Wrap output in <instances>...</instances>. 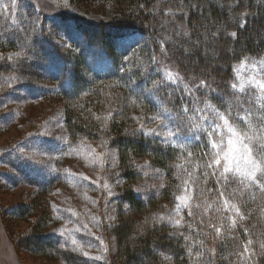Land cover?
Segmentation results:
<instances>
[{
    "label": "trees",
    "instance_id": "1",
    "mask_svg": "<svg viewBox=\"0 0 264 264\" xmlns=\"http://www.w3.org/2000/svg\"><path fill=\"white\" fill-rule=\"evenodd\" d=\"M9 1L1 2L9 5ZM100 2L105 5L103 13L111 15L96 19L99 23L87 13L49 17L33 9L34 15L49 23L48 29L34 26L26 18L18 29L14 24L9 27L10 21L3 16L0 18V54L18 51L20 35L24 37L22 41L32 40L27 43V49L39 48L35 47L36 42L45 43L49 49L43 47L41 54L38 50L35 52L40 65H57L58 69L48 80L55 85L57 97L65 101L64 125L69 139L104 142L117 154L123 185L118 195L116 220L105 227L106 235H112L117 245L113 264H264V249L260 248L264 243V193L257 188L238 195L236 199L245 219L237 217L235 228L227 224L229 226L217 239L215 230L208 226L218 224L213 211L204 214L202 209L193 207V215L189 217L184 213L189 218L180 227L153 219L161 214L160 209L165 205L175 206V196L181 193L187 173L176 165L185 163L190 172L196 162L203 165L206 159L205 137L191 130L188 121L193 107L198 104L203 107L205 101H210L223 111L228 102H232L234 117L237 113L242 115L243 108L250 107V97L242 95L240 104L235 102L230 83L234 80V66L245 57L250 61L264 58V40H259L260 33H264V0H68V5L81 10ZM10 9L7 8L5 17L10 18ZM232 32L237 34L235 38L230 35ZM56 34L70 38L71 48L60 49L54 41ZM129 34L140 36V40L127 51L119 50L112 39ZM179 47L185 54L177 52ZM206 52L209 58L204 57ZM190 55L205 65L202 70L190 68L186 61ZM207 60L222 64L225 71L208 66ZM106 61L107 64L102 65ZM23 64L26 65L25 62L18 67L11 65L13 69L9 66L7 71L25 75L24 70L19 69ZM34 64L29 62L27 72L44 71L35 69ZM167 67L178 73L182 81L176 84L164 81ZM202 80L209 85L207 90L197 87ZM162 81V87H154V82ZM133 100L136 103H132ZM157 101L176 118L167 123L178 130L186 150L165 144L162 135H145L141 130V124L147 130L150 117L159 112ZM184 106L189 109L187 114L182 111ZM109 113L110 118L105 120ZM159 126L161 129L162 125ZM182 151L183 161L180 159ZM187 152L192 156L188 157ZM143 157L166 177L160 194L150 202L143 201L135 190L141 177L134 160ZM203 171L201 167L195 173L199 177L192 186L195 203L204 199L211 202L217 197L216 177L209 175L205 182ZM51 186L39 192L36 202L20 207L19 220L35 221L28 235L21 239V246L31 250L32 243L36 242L35 255L64 264H106L89 259L59 239L53 241V236L46 233L51 224L60 223L53 219L47 199ZM236 187V182L230 180L225 194ZM79 239H91L95 243L87 234L82 233ZM249 239L253 241L249 249L255 254L250 258L247 254L239 256L243 251L242 243L246 244ZM197 252L201 253L200 259L196 257ZM164 256H171L172 260L166 261Z\"/></svg>",
    "mask_w": 264,
    "mask_h": 264
},
{
    "label": "rangeland",
    "instance_id": "2",
    "mask_svg": "<svg viewBox=\"0 0 264 264\" xmlns=\"http://www.w3.org/2000/svg\"><path fill=\"white\" fill-rule=\"evenodd\" d=\"M1 1L0 18L4 16L6 21H10L9 27L14 24L18 29L24 18L34 26L41 25L43 29L46 27L48 29L49 23L34 15V10L41 11L49 17L54 14L55 17L64 18L74 17L76 13L80 16L87 13L95 18V20L91 19L95 22L102 20V16L111 15L106 14L109 12L103 13L105 5H101V2L78 10L69 7L68 0H15L14 7L13 0H10L11 13L8 18L5 17L7 9L3 7ZM217 6L221 8V5L217 4ZM23 28L21 27V30ZM56 36L54 41L60 49L67 51L71 48L70 38H64L61 34ZM22 38L24 37L20 35L18 51L0 54V264H64L62 261H53L35 255L36 242L32 243L30 248L32 251L21 246V239L28 235L35 221L19 220L17 214L20 212V207L36 202L35 197L37 198L39 192L50 185L52 189L47 199L53 219L60 223L51 224L46 233L53 236V241L59 239L71 248L74 246L70 241L74 238L82 245L83 251L88 252V258L100 256L102 257L100 261L103 263L113 264L117 245L112 235L111 237L106 235L105 227L116 220L118 195L123 185L117 154L104 142L89 138H81L75 142L69 139L64 125L65 101L57 97L55 85L50 79L48 80L58 69L57 65L50 63L46 66L40 65L41 60L35 52L38 50L41 54V48L49 49V47L42 42H36L35 45L33 41L32 45L39 48L27 49V43L32 40L22 41ZM259 38L264 40V33H260ZM112 40L118 44L119 50L127 51L138 43L140 36L129 34L125 38L117 37ZM188 46L192 48V45ZM20 52L23 54L18 58L16 54ZM177 52L185 54L184 49L180 47ZM203 54L205 58H209V53ZM188 57L186 61L189 62L190 68H194L193 70L204 68L205 65L198 63L192 55ZM24 62L26 65L23 64L21 66L23 68L19 69L24 70L26 76L7 71L9 66L13 69L11 65L16 67ZM29 62L35 63V69H44V71L27 72L30 70ZM106 64L107 61L102 65ZM206 64L221 72L225 71V67L218 62L208 61ZM166 71L172 70L167 67ZM249 71L247 68L244 69L243 75L247 77ZM198 107L202 106L198 104ZM148 124V129L160 130V124L157 125L152 121ZM81 144L83 151L78 147ZM90 149H95L102 157L101 162L91 159ZM134 164L136 172L141 177L135 190L143 201L150 202L160 194L166 183V177L145 157L135 159ZM69 172L76 175L68 176ZM164 207L160 211L161 214L166 215L175 206ZM72 212L78 213V217L72 215ZM184 213H188V210H182V226L187 223L186 219L191 217H186ZM224 215L228 216L229 213ZM225 220L222 222L223 233L229 226L227 225L229 221ZM220 223L218 221V225ZM84 224L88 225L87 229L82 227ZM76 228L81 230L74 231ZM64 229L72 231L61 235ZM82 233L93 238L95 243L93 244L91 239H79ZM220 235H216V239Z\"/></svg>",
    "mask_w": 264,
    "mask_h": 264
},
{
    "label": "snow or ice",
    "instance_id": "3",
    "mask_svg": "<svg viewBox=\"0 0 264 264\" xmlns=\"http://www.w3.org/2000/svg\"><path fill=\"white\" fill-rule=\"evenodd\" d=\"M15 6V0L12 2ZM5 9L9 5H3ZM15 23V21H13ZM243 27V21L241 23ZM230 35L235 38L236 33L232 32ZM22 52L17 53V57L22 56ZM11 59V57H9ZM155 59V57H153ZM249 69V75H243L244 69ZM164 81L176 84L182 81V77L178 73L172 71L164 72ZM162 82H154V87H162ZM197 87L208 88L209 85L205 81H201ZM187 90V86H185ZM230 89L235 97V102L240 104V97H250L249 108H243V114L237 113L234 117L232 114V102H228V107L223 111L210 101H205L203 107H193V114L188 116V121L191 124V130L202 133L205 137V147L207 151L204 152L206 157L204 164L201 165L196 162L193 165L192 171H188L185 163L177 164L178 169H183L187 173V177L183 180L181 185V193L175 196V207L168 214H157L153 219L155 222L167 221L174 227L182 226L183 216L181 215L183 209L188 210V215L192 216L193 207L202 209L204 214L213 211L217 214V220L221 223H209V227L213 228L217 235L221 234L224 227L223 221L227 219L230 227L235 228L237 225V217L244 220L245 216L241 212V207L237 202L238 195L253 188L259 189L264 193V58L259 60L245 57L240 64L234 66V80L230 83ZM132 103H136L135 100ZM159 112L150 117L153 123L161 124L160 131L155 129H145L141 124V130L145 135L163 136V142L173 147L186 150L185 145L182 144L181 137L178 135V130L169 127L167 121L175 120L176 118L170 113L168 108L157 101ZM182 111L187 114L188 107L184 106ZM104 117L105 120L110 118ZM97 119H100L97 117ZM139 122V121H138ZM207 122V123H205ZM80 151H83V144L78 146ZM91 159L95 162H101L100 157L95 149H90ZM187 156L191 157L192 153L187 152ZM180 159L184 160V151L180 154ZM203 167L205 171L201 173L205 182L209 175L216 177V184L219 186L215 191L217 197L209 202L207 199L200 203H195L193 200V185L199 179L195 175L200 168ZM75 173H68V176H75ZM179 178V177H178ZM87 179V177H83ZM230 180L235 181L237 187L233 188L228 195L225 194V188L228 187ZM107 187V185H105ZM254 198V193L252 194ZM166 207V206H165ZM264 211V209H262ZM225 213H229L225 216ZM72 215L78 217V213L72 212ZM204 223L203 219L200 221ZM83 228L87 229L88 225L84 224ZM80 228L74 231H80ZM72 230L64 229L61 235ZM247 234V229L244 230ZM185 239H190L186 237ZM71 244L75 249L82 251L84 256H88V252L83 251L82 245L74 238L71 239ZM253 243L251 239L246 244L242 243L243 251L238 253L239 256L250 258L255 254L254 250L250 251L249 246ZM260 248L264 249V243L260 244ZM106 251V248H105ZM189 249V255H191ZM197 259L201 258V253H196ZM90 259L100 260L102 257H89ZM164 260L171 261V256H164Z\"/></svg>",
    "mask_w": 264,
    "mask_h": 264
}]
</instances>
